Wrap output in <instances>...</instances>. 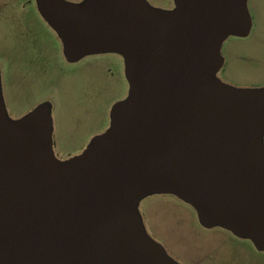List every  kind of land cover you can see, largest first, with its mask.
Instances as JSON below:
<instances>
[{
    "label": "water",
    "instance_id": "water-1",
    "mask_svg": "<svg viewBox=\"0 0 264 264\" xmlns=\"http://www.w3.org/2000/svg\"><path fill=\"white\" fill-rule=\"evenodd\" d=\"M68 59L115 51L130 95L111 126L68 162L48 110L9 119L0 89V264H178L138 211L149 195L189 203L264 251V88L218 78L223 43L252 28L248 0H36Z\"/></svg>",
    "mask_w": 264,
    "mask_h": 264
},
{
    "label": "rangeland",
    "instance_id": "rangeland-1",
    "mask_svg": "<svg viewBox=\"0 0 264 264\" xmlns=\"http://www.w3.org/2000/svg\"><path fill=\"white\" fill-rule=\"evenodd\" d=\"M81 4L85 0H61ZM163 11L174 0H145ZM253 22L246 38L229 37L217 78L235 89L264 88V0H248ZM121 53L88 54L71 61L36 0H0V89L9 119L46 108L52 152L59 162L83 155L111 126L115 105L130 95ZM147 235L178 264H264L252 240L222 227L204 228L195 209L175 195L154 194L138 203Z\"/></svg>",
    "mask_w": 264,
    "mask_h": 264
},
{
    "label": "flooded vegetation",
    "instance_id": "flooded-vegetation-1",
    "mask_svg": "<svg viewBox=\"0 0 264 264\" xmlns=\"http://www.w3.org/2000/svg\"><path fill=\"white\" fill-rule=\"evenodd\" d=\"M252 28H253V22H252ZM252 28H251V31H252ZM251 31H250V33H251ZM250 33H249V35H250ZM249 35H248V36H249ZM248 36H247V37H248ZM245 38H246V37H245Z\"/></svg>",
    "mask_w": 264,
    "mask_h": 264
}]
</instances>
